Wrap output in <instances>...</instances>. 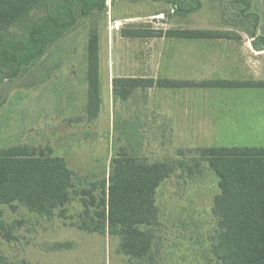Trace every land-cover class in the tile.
I'll use <instances>...</instances> for the list:
<instances>
[{"label": "rangeland", "instance_id": "374dc122", "mask_svg": "<svg viewBox=\"0 0 264 264\" xmlns=\"http://www.w3.org/2000/svg\"><path fill=\"white\" fill-rule=\"evenodd\" d=\"M203 3L202 9L187 16H170L171 7L162 1L106 0L102 11L79 18L75 28L55 43L38 65L0 83V147L49 144L78 176L96 180L107 175L111 157L119 150L161 159L173 156L177 148L264 146V87L229 90L241 93L244 99L225 98L221 91L224 87H190V94H194L193 116L196 106L200 107V92L202 106L210 105L218 119L213 122V129L201 127L205 123L196 121L198 116L192 130L147 127L148 107H154L150 103L144 107L141 91L127 102L113 104L111 80L115 76L160 74L195 82L221 78L264 81V51L253 52L249 48L250 37L223 21V10L216 0ZM258 3L260 9L264 8V0ZM159 14H164V18H158ZM92 26L97 27L100 35L102 104L98 117L88 122L86 41ZM125 26L232 29L240 33L241 39L127 38L120 33ZM229 40L239 42V47L228 50ZM229 56L233 60L227 59ZM49 69L50 73L41 81L42 74ZM196 88L203 90L197 92ZM149 92L153 91H146ZM167 95L171 103L164 104L163 111L183 107L180 96ZM206 110L201 108L199 112ZM162 131L170 142L160 135ZM215 181L216 177L205 168L193 174L176 170L158 188L156 232L160 249L153 264H217L208 250V240L216 225L211 211L217 192ZM80 208V202L73 199L68 205L69 218L63 220L38 218L24 207L0 204V224L5 227L0 228V254L5 264H134L118 250V237L87 233L70 224ZM14 220H21L22 224L12 227ZM8 230L14 239L4 236ZM58 242H68L72 247L52 249Z\"/></svg>", "mask_w": 264, "mask_h": 264}, {"label": "trees", "instance_id": "16d2710c", "mask_svg": "<svg viewBox=\"0 0 264 264\" xmlns=\"http://www.w3.org/2000/svg\"><path fill=\"white\" fill-rule=\"evenodd\" d=\"M151 1L167 3L170 16H187L204 5V0ZM216 1L223 10V21L247 34L255 50H264V8L260 9L258 0ZM105 7L106 0H0V83L38 65L51 53L53 45L75 28L79 18ZM120 33L127 38L241 39L240 33L232 29L125 26ZM86 58L85 116L93 122L102 104L100 35L95 26L89 28ZM57 59L60 61L62 56ZM49 73L50 69L44 71L41 81ZM111 86L113 104L127 102L141 91L144 107H148L147 90L264 87V81L195 82L162 75L115 76ZM148 109L147 127L173 129L168 117ZM163 131L160 135L170 142ZM204 168L216 177L217 187L211 206L215 231L208 240L213 260L217 264H264V146L177 148L173 156L161 159L119 150L111 157L107 175L86 180L63 156L56 155L51 145L17 143L0 147V204L24 207L38 218L66 220L68 205L77 199L81 208L71 217L72 226L87 233L118 237V250L134 264H153L160 249L156 232L158 188L176 170L193 174ZM21 224V220H14L11 226ZM0 228L5 229L2 224ZM4 236L14 239L9 230ZM70 247L68 242L51 246L56 250ZM5 263L0 254V264Z\"/></svg>", "mask_w": 264, "mask_h": 264}, {"label": "crops", "instance_id": "0c3cea01", "mask_svg": "<svg viewBox=\"0 0 264 264\" xmlns=\"http://www.w3.org/2000/svg\"><path fill=\"white\" fill-rule=\"evenodd\" d=\"M196 41H205V40H196ZM206 41H208V40H206ZM207 43L211 44V42H207ZM226 43L229 46L228 48L226 47L228 50H233V49L237 48V46L239 47V42H235V41L229 40ZM248 43H249V48L255 53H262L264 51V50H255L252 47L251 41H248ZM230 46H233V48L230 47ZM160 54H159L158 57H160ZM228 55H232V54H228ZM227 59H232V57L229 56V58H227ZM148 71H150V70H148ZM158 76H161V75L159 74ZM158 76H156V77H158ZM150 77L156 78L155 76H150ZM182 79H185V78H182ZM221 79L238 80V79H234V78H221ZM191 88L193 89V87H191ZM191 88H183V89H175V90L171 89L172 90L171 92L170 91L167 92L168 89L167 90L152 89L153 92H149V103H150V105L152 107L157 108V110L154 109V108L153 109L156 112H158L160 115H164V116L168 117L171 120V122L174 123L173 127H175V128H182V129L192 130L193 127H194L193 126V122H195L197 116L199 118L196 121H198L199 123H205V125H200L201 127H205L206 129L215 128L216 125L214 126V123H217L218 119L211 112V109H210L211 106L210 105H209V107L208 106L207 107L206 106L205 107L202 106L201 103L203 101L200 100V92H198V90L200 88H196L197 92H198V102L200 104V107H199V105L196 106V109H197L196 115L193 116V112H194L193 110L195 109V104H194L193 91H192V94H190V91H189ZM235 88H239L240 89L241 87H224V89H221V91L224 92V96L227 99H229L230 96L231 97H235V98L242 97L240 92H239L240 94H238V93H230L229 90H233ZM216 89H218V88H216ZM200 90H203V89H200ZM149 91H151V90H149ZM169 93H173V94H176V95L181 97V102L183 103L182 104L183 107H181L180 110H177V109H175L173 111H168V110L163 111L162 110V106L164 104L165 105H169L171 103L170 100L167 98L168 97L167 94H169ZM237 95H239V96H237ZM210 97L211 96H209L208 98L211 99L212 97L211 98ZM208 100L205 101L206 104H209ZM201 108L207 109V110L199 112V110ZM189 116H192V118H190ZM191 120H193V121H191ZM175 124H177V125H175Z\"/></svg>", "mask_w": 264, "mask_h": 264}, {"label": "built area", "instance_id": "2783aa9c", "mask_svg": "<svg viewBox=\"0 0 264 264\" xmlns=\"http://www.w3.org/2000/svg\"><path fill=\"white\" fill-rule=\"evenodd\" d=\"M158 18H164V14L157 15Z\"/></svg>", "mask_w": 264, "mask_h": 264}]
</instances>
